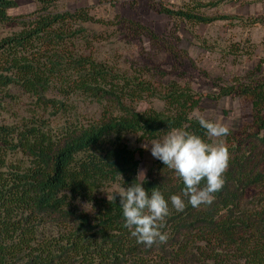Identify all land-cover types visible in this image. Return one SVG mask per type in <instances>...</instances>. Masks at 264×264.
I'll return each mask as SVG.
<instances>
[{
    "label": "trees",
    "instance_id": "trees-1",
    "mask_svg": "<svg viewBox=\"0 0 264 264\" xmlns=\"http://www.w3.org/2000/svg\"><path fill=\"white\" fill-rule=\"evenodd\" d=\"M35 1L36 10L14 17L15 0H0V109L24 96L36 106L14 123L0 122V264H264V79L234 78L220 88L217 97L241 98L252 116L226 136L222 189L194 208L182 179L159 159L140 179L143 151L127 137L153 141L182 129L212 144L194 114L200 96L175 81L157 92L151 81L98 60L94 43L102 36L94 27L111 21L86 8L54 11L59 0ZM199 6L161 12L197 24L230 18L202 15ZM123 21L133 36L158 40L145 25ZM144 95L159 97L164 109L136 110ZM76 97L111 107L83 119L69 103ZM133 183L169 201L166 243L139 244L124 227L115 192ZM172 195L184 199L182 212Z\"/></svg>",
    "mask_w": 264,
    "mask_h": 264
},
{
    "label": "rangeland",
    "instance_id": "rangeland-1",
    "mask_svg": "<svg viewBox=\"0 0 264 264\" xmlns=\"http://www.w3.org/2000/svg\"><path fill=\"white\" fill-rule=\"evenodd\" d=\"M15 2V7L8 10L14 17L31 13L38 6L35 0ZM196 4H200L196 11L202 15L230 18L197 24L161 12L164 6L187 9ZM79 8H86L95 18L113 23L108 28L94 27L102 36L94 43L98 60L132 78L141 76L151 81L157 92L172 81L191 87L200 96L194 114L227 126L229 132H236L251 120L248 102L233 95H217L220 88L234 78L264 79V0H59L52 9L64 12ZM123 20L145 25L158 35V40L153 41L146 34L133 36L127 29L120 28ZM70 102L83 119H99L104 110L111 107L104 101L85 97H76ZM4 106L0 109L1 123H14L17 116H28L36 107L25 96L17 103L6 102ZM133 106L138 111L162 110L164 102L159 97L144 95ZM59 119V115H51L52 121ZM226 136L211 138L212 144L226 146ZM127 139L133 149L143 151L137 158L139 174L144 173L139 177L144 179L157 161L151 154V141L138 142L132 135ZM114 190L118 188L107 191Z\"/></svg>",
    "mask_w": 264,
    "mask_h": 264
},
{
    "label": "clouds",
    "instance_id": "clouds-1",
    "mask_svg": "<svg viewBox=\"0 0 264 264\" xmlns=\"http://www.w3.org/2000/svg\"><path fill=\"white\" fill-rule=\"evenodd\" d=\"M199 123L209 138H220L229 133V128L221 123L205 119H200ZM150 144L152 156L182 179L185 185L182 195L188 198L192 207L213 202L214 193L225 183L223 174L229 167L230 154L223 143H207L186 130L173 129L162 140H153ZM144 147L147 149L148 145ZM141 174L144 176L143 172L139 176ZM202 181H206L204 187H200ZM115 193L120 197L124 227L130 230L137 243L151 247L167 242L168 235L162 229L170 214L169 201L160 191L154 188L149 194L142 183H133L126 188L120 187ZM112 199H115L114 195ZM170 202L178 212L186 207L181 195H172Z\"/></svg>",
    "mask_w": 264,
    "mask_h": 264
}]
</instances>
